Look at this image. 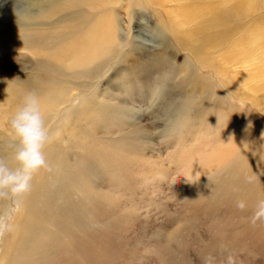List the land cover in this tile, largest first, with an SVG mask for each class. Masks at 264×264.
Returning <instances> with one entry per match:
<instances>
[{"label": "rangeland", "instance_id": "1", "mask_svg": "<svg viewBox=\"0 0 264 264\" xmlns=\"http://www.w3.org/2000/svg\"><path fill=\"white\" fill-rule=\"evenodd\" d=\"M4 3L0 21L6 16L3 12L23 8L27 0ZM190 4L197 5L196 0L146 3L143 13L131 18L127 0L116 6L119 31L113 48L120 53L114 65L105 66L103 77L87 80L84 94L73 85L82 80L65 84L72 89L71 100L50 113L53 138L44 152L61 150L60 182L69 187L62 192L69 205L75 200L78 214L54 216L57 227L53 221L51 227L48 220L30 217L19 248L3 255L13 231L0 236V262L16 255L21 264H204V257L212 255L215 264H225L231 254L235 264H264V222H250L256 202L264 199V45L254 43L253 35L252 42L237 48L200 50L203 59L197 63L193 47H200L199 37L187 40V31L198 28L202 17L186 22L180 40L175 33L172 38L173 12ZM263 5L253 17L239 20L240 25L263 17ZM235 32L226 35L228 42L244 41L247 34L242 29ZM16 54L17 58L0 53L1 75L32 73V55ZM137 61L155 65L142 78L147 84L123 86V76ZM188 66L194 70L187 78L190 84L185 83ZM81 97H89L97 108L77 113L75 108L87 101ZM119 103L125 111L100 109L102 104ZM188 104L191 114L179 113ZM7 115L0 116L5 121L0 156L10 151ZM58 122L60 129L54 131ZM238 199L246 200L244 211L235 207ZM40 204L35 198L30 202L34 210ZM5 207L0 202V209ZM19 218L17 213L15 222ZM47 232H52L51 238Z\"/></svg>", "mask_w": 264, "mask_h": 264}, {"label": "bare ground", "instance_id": "2", "mask_svg": "<svg viewBox=\"0 0 264 264\" xmlns=\"http://www.w3.org/2000/svg\"><path fill=\"white\" fill-rule=\"evenodd\" d=\"M127 1L129 2V8L126 13L130 18L134 17V15L138 16V14L143 13L142 9L145 7L146 3L152 5L157 4L160 6L164 5L165 2H177L178 4L185 1L186 4L190 1L191 3V0ZM4 2H6V0H0V4H5ZM122 3L123 0H27V5L23 8H16L10 12H3L6 16L1 21L6 23L0 21V53L7 52L17 58L16 52H28L34 58V62L33 69H31L32 76H29L31 74H28L21 77H8L0 74V116L2 117V114H8L7 116H9L14 111L22 95L27 91H32L40 97L46 117V123L49 125L54 118V116H51L50 114L51 111L55 107L59 108L61 104L71 100L72 89H67L65 84H71L73 80H84L83 83L82 81L79 83L77 82V84L72 83L77 87L75 89H78V93L84 94L86 87L88 86L87 80L96 77H103V69L105 66L110 68L109 66L114 65V60H116L115 57L120 53L119 50L113 48V43L119 31V23L117 22L118 14L115 9L116 6H119ZM196 3L197 5L190 4L188 9H186V5L183 7L179 5V8L173 12L174 16L171 20L173 24L172 35L175 33L178 40H180L178 34L185 29L187 30L185 27L186 22H192L193 20L202 17L198 28L192 30L189 29L187 31V40L188 36L198 35L200 41V47H193V52H197L196 56L193 57L194 61L200 62L203 59L199 55L201 54L200 50H203V52L207 50H217L218 48L227 45H230L232 48H237L244 45L245 42H252L250 39H252L253 35L255 37L254 43L257 41L259 44L264 45V16L258 21H253L252 24H250L251 22L248 20L250 25L248 23L240 25L239 21L243 20L244 22V20H247V18L254 12L263 8L262 5L264 0H196ZM8 10H10V8ZM92 12L96 13V15H92ZM52 17H56L57 19L51 21ZM175 18H178L179 22H175ZM235 22L237 23L235 25L236 29L233 30V23ZM11 28L16 29L11 30ZM239 29H242L243 32L247 34L244 37V41L233 40L229 43V37L226 35H230ZM172 38L175 39L174 35ZM236 38L237 37H235V39ZM170 42H172L171 39ZM186 46L187 50L191 49L190 51H192V46L188 43ZM128 55L129 52H125L123 57L126 58ZM121 59L123 60L122 55ZM118 61H115V65L118 64ZM130 65L132 68L125 73L129 77L123 76V81H125L123 86L128 83L134 85L135 82L139 81H141V84L142 81L147 84V81L142 78L149 76L151 71L153 72L152 68L155 66L154 63L151 65H144L137 61L136 64L131 63ZM187 68H189V74L185 78V83L189 81L188 84H190L191 80L187 78L191 76L190 74L194 70L192 66H188ZM217 76H219V74ZM174 86L177 87L176 84H174ZM81 98L83 101H87H85L86 104L83 106L81 105V107L79 106L75 108L76 110L78 109L77 113H84V111L90 112L92 109L97 108V104L95 105V103L89 101V97L87 99L85 97ZM100 107L103 111L117 112L118 110L124 109L123 103H119L118 105L102 104ZM192 109L193 107L190 104L186 106L182 105L179 108V113L191 114ZM1 117L0 129L5 123ZM61 122H58L53 126L54 131L60 129ZM57 150L61 151L60 149ZM57 150L50 149V153H47V151V155L45 154L46 159L51 166L50 170L45 171L41 169L34 174L31 191L25 195L23 207L18 212L22 220L19 218L18 221L15 222L16 227L13 230V234L6 241V245L2 250L3 255L8 251L10 252V250L19 248V242L21 241L19 238H22L24 230L29 226L28 220L30 217L37 219L43 218V220H48L50 222L51 227L54 224L57 227L60 223L58 222V218V221H53L54 216L71 218V216H73L72 214L77 213V211H75L77 207H75L73 203L75 200L73 199L72 206V203L69 205L70 199L68 202L66 201L67 199H64V191L62 192V190H64L66 186H64L65 182H60L61 172H59L61 170H59V164L63 163H59V160L62 159H60L61 154ZM113 167L115 166L113 165ZM40 181H43V183L44 181H47L48 183L40 187L38 185V183L40 184ZM67 188L69 187H66V189ZM52 190H54L55 193H49ZM90 194H92L91 191ZM240 195L242 196V194ZM92 196H94V194ZM32 198H35L37 203L39 201L41 202L40 208L38 206L37 210H34L35 207H31L30 205ZM77 201L79 202V200ZM95 202L96 201H94V203ZM83 210L84 209L82 208V211ZM75 214L73 217H76ZM23 216H25L26 219H23ZM78 216L79 215H77V217ZM51 221H53L52 223L54 224H51ZM72 223L73 222H71V224ZM68 225H70V223ZM15 230L17 231L15 232ZM53 231L54 230H52V232ZM58 231H55L56 234ZM52 232H47V234L50 235L49 238H51ZM68 233L71 232L69 231ZM61 235L62 234L60 233L59 238L62 237ZM65 236L67 238V234H65ZM45 237L47 238V235H45ZM37 238H39V236ZM1 259L2 261L0 264H21L20 259L16 255L8 258L7 262H4L3 258Z\"/></svg>", "mask_w": 264, "mask_h": 264}, {"label": "clouds", "instance_id": "3", "mask_svg": "<svg viewBox=\"0 0 264 264\" xmlns=\"http://www.w3.org/2000/svg\"><path fill=\"white\" fill-rule=\"evenodd\" d=\"M7 123L10 151L6 156H0V202L6 204L5 208L0 209V236L15 229V216L23 207L25 195L31 191L34 174L41 169L50 170L44 149L53 138L41 99L32 91L22 95L8 116ZM235 207L244 211L247 208L246 200H236ZM257 221L264 222V199L256 202L250 217L252 224ZM215 261L212 255L204 257V264H215ZM225 264H235L234 256L228 254Z\"/></svg>", "mask_w": 264, "mask_h": 264}]
</instances>
